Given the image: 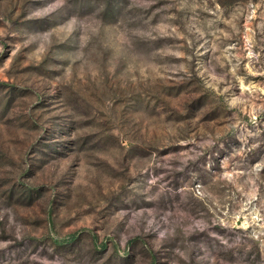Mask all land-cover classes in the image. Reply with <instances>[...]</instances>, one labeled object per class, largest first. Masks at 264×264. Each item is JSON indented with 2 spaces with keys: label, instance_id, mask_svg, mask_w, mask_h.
<instances>
[{
  "label": "rangeland",
  "instance_id": "374dc122",
  "mask_svg": "<svg viewBox=\"0 0 264 264\" xmlns=\"http://www.w3.org/2000/svg\"><path fill=\"white\" fill-rule=\"evenodd\" d=\"M0 264H264V0H0Z\"/></svg>",
  "mask_w": 264,
  "mask_h": 264
}]
</instances>
